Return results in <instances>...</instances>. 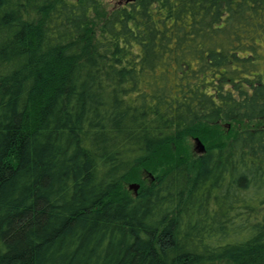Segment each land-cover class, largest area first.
<instances>
[{
    "label": "trees",
    "instance_id": "16d2710c",
    "mask_svg": "<svg viewBox=\"0 0 264 264\" xmlns=\"http://www.w3.org/2000/svg\"><path fill=\"white\" fill-rule=\"evenodd\" d=\"M100 9L0 0V264H264V0Z\"/></svg>",
    "mask_w": 264,
    "mask_h": 264
},
{
    "label": "rangeland",
    "instance_id": "374dc122",
    "mask_svg": "<svg viewBox=\"0 0 264 264\" xmlns=\"http://www.w3.org/2000/svg\"><path fill=\"white\" fill-rule=\"evenodd\" d=\"M68 1H77V0H68ZM101 3V9L100 14L109 13L111 10H113L115 7L124 4L128 0H99ZM251 125H255L253 123H246L245 125H236V124H224L222 126H219V132L221 135H231L239 130L245 129V127H250ZM228 135V136H229ZM195 139H197L200 144L204 147L207 144L204 142H201L198 138H190L187 139V141H184L182 146L187 149V151L192 155H199L196 151V142ZM159 164L158 160H148L144 164H140L136 166L132 172L130 173L129 177L124 180L118 187L116 191L117 197H136L137 194H139L143 189L149 188L152 186V184L155 183L156 178L158 176L157 173L153 172V169L156 165ZM131 185H137L138 189L134 192L130 189Z\"/></svg>",
    "mask_w": 264,
    "mask_h": 264
},
{
    "label": "water",
    "instance_id": "95a60500",
    "mask_svg": "<svg viewBox=\"0 0 264 264\" xmlns=\"http://www.w3.org/2000/svg\"><path fill=\"white\" fill-rule=\"evenodd\" d=\"M195 142H196V147H197L196 151L198 152L199 155L203 154L204 153V147L200 144V142L197 139H195ZM130 189L135 192L138 189V186L137 185H131Z\"/></svg>",
    "mask_w": 264,
    "mask_h": 264
}]
</instances>
